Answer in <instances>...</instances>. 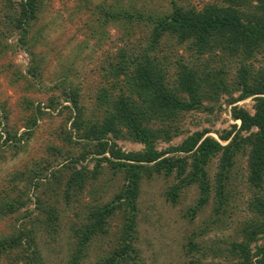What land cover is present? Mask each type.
Instances as JSON below:
<instances>
[{"label":"trees","instance_id":"16d2710c","mask_svg":"<svg viewBox=\"0 0 264 264\" xmlns=\"http://www.w3.org/2000/svg\"><path fill=\"white\" fill-rule=\"evenodd\" d=\"M218 1L200 9L172 2L168 13L151 21L147 41L138 46L135 54L125 58V52L120 50L117 63L103 69V76L111 78L108 88H100L95 95L100 118H84L76 88L61 78L58 97L43 106L60 118L58 138L71 150L62 156V149L61 153L56 147L51 149L52 155L64 163L58 168L61 163L54 164L56 160H52L9 174L5 181L14 197L1 200L8 204L0 202V216L20 210L22 222L32 217L39 221L36 214H42L46 217L44 225L54 232L57 209L42 198L39 190L56 186L50 189L52 204H57L55 190L62 188L61 198L68 202L89 180H99L106 167L108 179L120 182L108 200L91 205L84 222L73 228L75 245L70 264L82 259L90 241L109 234L114 218L119 219L118 236L101 264H144L134 247L139 185L144 178L163 176L171 179L164 194L171 205L177 203L183 191L195 187L196 199L183 214L188 222L211 204L205 225L196 233L199 241L187 238L185 264H215L213 260L219 257L231 264H264V0ZM39 6L38 0H0V25L4 26L0 45L4 32H17L16 47L28 55L30 75L38 74L37 63L32 65L28 35L30 24L40 13ZM100 14L125 24L142 21L123 9H104ZM166 38L170 46L177 48L167 52L158 48L161 41H169ZM177 50L187 53L185 60ZM231 64H235V77L229 81L227 70ZM247 98L252 100L251 113L234 105ZM40 104L32 106L27 100L21 101L19 105L29 112L23 123L27 131L18 135L9 127L8 112L0 106V149L22 148L21 140L28 137V131L44 114ZM222 104L229 106L230 118L239 124L214 132L217 140L207 135L211 132L208 128H187L189 114H211ZM118 140L137 143L142 148L123 152L116 145ZM160 143L166 147L158 149ZM88 162L93 163L90 171ZM238 162H243L241 170ZM63 169L67 172L63 173ZM62 174L65 182L61 186ZM233 180L251 193L242 208L247 219L235 227L238 239L219 241L214 232L226 226L231 214L228 208L234 206L228 205L233 200ZM102 192L99 189L96 194ZM33 234L22 226L0 238V256H4L6 264L40 263ZM205 237L210 245L204 244Z\"/></svg>","mask_w":264,"mask_h":264},{"label":"rangeland","instance_id":"374dc122","mask_svg":"<svg viewBox=\"0 0 264 264\" xmlns=\"http://www.w3.org/2000/svg\"><path fill=\"white\" fill-rule=\"evenodd\" d=\"M38 1L40 13L30 24L28 35V40L32 44L29 47L33 54L32 65L34 62L37 63L38 74L30 75L27 71L29 57L25 51L16 47L19 37L17 32H4L3 44L0 45V106L4 107L9 114V127L16 130L17 135L27 131L23 123L24 115L29 111L25 109V106L19 105L23 99L31 102L32 106L41 103L40 109L44 113L36 121L32 130L28 131V137L21 140L23 141L21 149L15 151L7 147L0 149V202L4 205L8 204L7 201L11 197H14V194L10 192L9 183L5 181L9 174L15 170L26 171L34 165L45 164L46 161L52 163V160H56L54 164L61 163L56 166L58 168L64 163L62 158L52 155L51 149L56 147L60 153L62 149V156L71 150L58 138L60 118H55V111L50 112L43 106L47 100L58 97L60 89L57 87L61 78L67 81L64 80L66 84L76 88L78 104L84 118L92 121L100 118L101 113L94 104L95 95L100 88H108L111 78L103 76V69L108 64L117 63L120 50L125 52V58L135 54L138 46L144 45L147 41L151 21L168 13L172 2L196 9L202 8L205 4L219 3L218 0ZM104 9L108 11L123 9L133 13V16L138 15L142 21L127 24L114 21L100 14L104 12ZM147 17L150 19L148 20ZM3 29L4 26L0 25V31ZM161 43L162 41L158 48L161 47L164 52L177 48L176 45L170 46V40L165 44ZM177 53L182 55V60H185L187 55L185 51L177 50ZM227 71V79L232 81L235 77V64H231ZM234 105L252 112L250 98L237 101ZM189 115H191V122H187V128L191 131L208 128L211 132L207 135L216 140L217 134L214 132L227 130L233 123L239 124L238 121L230 118L229 106L225 107L223 104L211 114L194 112ZM192 123H196V126ZM176 142L173 141V143ZM116 145L123 152L142 148L140 144L121 140H118ZM165 147L163 143L157 146L158 149ZM237 165L241 170L243 162H238ZM92 168L93 163L88 162V170ZM210 168L211 177L214 165L212 164ZM62 171L67 172L66 169ZM108 177L109 173L105 167L99 180L94 182L89 180L79 194L70 196L68 202H64L61 198L62 188L55 190L58 193L59 203L57 204H52L53 196L51 197L50 189L56 186L51 184L43 187V190H39L42 198L47 199L50 205H54L57 209L54 232L44 225L46 217L42 214H36L39 221L32 217L20 222L21 211L19 210L13 214L0 216V238L9 236L16 228L23 226L34 233L35 244L40 253V263L36 264H70L75 245V239L72 237L73 228L79 227L84 222L91 205L108 200L115 193L116 186L120 182L119 180L110 181ZM61 178H63L62 186L65 182V174H62ZM170 182L171 179L163 176H153L150 179H142L139 185L137 240L134 247L140 252L144 264H185L187 256L184 255L183 250L186 249L187 238L199 241L196 233L205 225L211 211L209 203L197 213L191 223L188 222L183 214L196 199V189L194 186L186 189L180 194L177 203L171 205L164 195ZM231 183L233 200L228 205L234 206L228 208L231 214L226 219V226L214 232L216 240L219 241L238 239L235 227L240 225L239 222L242 223L247 219V214L242 208L251 193L241 183L239 184L238 180H233ZM99 189L104 192L96 194ZM4 194H7L6 197ZM109 227L107 236L97 237L88 243L84 256L78 260L77 264H101L103 257L114 246L118 236L119 219L114 218ZM211 236L210 233L208 237ZM204 239L207 242L204 244H211L207 241V237ZM218 245L222 247L224 244L218 243ZM213 262L231 264L222 257L214 259ZM0 264H6L4 256H0ZM18 264L21 262L18 261Z\"/></svg>","mask_w":264,"mask_h":264}]
</instances>
